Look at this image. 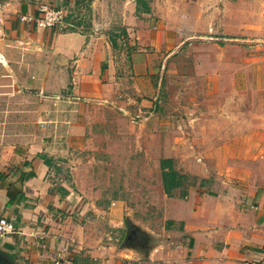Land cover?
<instances>
[{"label":"crops","instance_id":"0c3cea01","mask_svg":"<svg viewBox=\"0 0 264 264\" xmlns=\"http://www.w3.org/2000/svg\"><path fill=\"white\" fill-rule=\"evenodd\" d=\"M77 2L0 0V216L12 220L17 228L0 237V259L9 264H55L60 254L63 264H264V0H176L177 29L218 31L224 39L237 42L238 54L223 52V56L210 57L208 69L201 71L207 81V97L198 103L197 116L205 121L204 138L209 145L203 155L214 162L193 164L191 169L186 164L173 167L179 174L180 167L183 173H201L200 181L195 185L182 183L165 193L177 200L166 217L163 240L145 249L140 259L129 241L119 245L122 237L99 245L98 235L87 227L76 224L69 229L60 223L64 212L82 208V215L89 204L93 211L106 213L112 231L121 232L123 208L119 201H113L108 209H100L94 202L81 203L64 179L54 178L59 170L40 157H51L46 153L47 141L34 139V131L8 132V125L16 127L22 120V115L8 116V108L22 113V107H17L21 98L16 94L22 87L34 88V53L29 52L34 49V38L46 43L51 38L55 59L72 60L73 83L91 79L99 91L102 68L110 53L106 39L100 41L91 32L74 29L55 32L22 19L39 16L41 4L60 7L68 16ZM96 5L98 0H93L91 7ZM105 9L96 13L104 17ZM112 10L119 12L118 8ZM151 11L150 7L148 12L139 10L136 14L133 2L122 8L126 33L142 44L148 36L143 16ZM106 19L90 18L87 27L113 28L119 22ZM135 28L141 29L134 32ZM12 45H22V50L12 52ZM132 56L134 67L150 60L144 54ZM24 65L29 71L25 78ZM10 76L14 77L13 85L9 84ZM81 87L74 86L72 91L82 92ZM11 88L14 98L7 96ZM216 173L244 176L242 183L234 185L218 175L210 180V174ZM68 237L75 241L74 247Z\"/></svg>","mask_w":264,"mask_h":264},{"label":"rangeland","instance_id":"374dc122","mask_svg":"<svg viewBox=\"0 0 264 264\" xmlns=\"http://www.w3.org/2000/svg\"><path fill=\"white\" fill-rule=\"evenodd\" d=\"M77 1L69 20L67 15L64 17L73 26L52 28L55 32L70 29L91 32L100 41L107 40L110 53L102 68L99 91L91 79L73 83L72 60L55 59L51 38L48 43L34 38V49L29 51L34 53V88L22 87L20 94L12 88L8 92V98H14L15 94L17 99L21 98L17 107H22V113L8 108V116L22 115L16 127L8 125V132L34 131V139L47 141L46 153L51 155L46 157L48 165L59 170L54 178L64 179L81 203L94 202L100 209H108L113 201H119L123 208L122 233L112 231L104 217L106 213L93 211L94 206L89 204L82 215V208L64 212L60 223L69 229L76 224L87 227L98 235L99 245L122 237L119 245L129 241L137 248L140 259L145 249L163 240L166 217L177 200L165 194L163 181L168 170L165 160L170 159L173 167L186 164L189 169L193 164L204 166L214 162L203 155L209 145L204 138L205 121L197 116L198 103L207 97V81L201 71L208 69L210 57L223 56V52L237 56L238 49L234 46L237 42L224 39L215 30L177 29L176 0H146L152 11L143 16L147 24L143 30L148 34L143 44L123 33L126 25H122V18L126 14L122 8L133 2L137 14L136 0H98L95 8L91 7L93 0ZM138 6L144 10L142 5ZM102 8H107L104 17L96 13ZM114 8L119 12L114 13ZM106 16L119 22L113 28L87 27L90 18L101 21ZM110 35L115 37L114 47L109 42ZM185 38L187 41L182 43ZM11 48L19 53L22 45ZM133 54L147 55L150 60L134 67ZM26 74L28 65H24L22 77ZM8 78L9 84H15L13 76ZM80 85L82 92L74 93L73 87ZM178 171L183 175L182 183L195 185L200 181L201 173H183V167ZM213 175L228 178L234 185L242 183L244 176L216 173L210 174L212 181ZM68 241L74 247L75 241L70 237Z\"/></svg>","mask_w":264,"mask_h":264},{"label":"built area","instance_id":"2783aa9c","mask_svg":"<svg viewBox=\"0 0 264 264\" xmlns=\"http://www.w3.org/2000/svg\"><path fill=\"white\" fill-rule=\"evenodd\" d=\"M39 16L34 17H23V20L34 22L37 27L40 28H52L56 26H73L71 22L67 23L64 21L66 13L60 7H52L48 4H41L39 6ZM17 231L15 223L7 219L6 217L0 216V237L4 238L8 235ZM55 264H63V257L57 254L55 258Z\"/></svg>","mask_w":264,"mask_h":264},{"label":"trees","instance_id":"16d2710c","mask_svg":"<svg viewBox=\"0 0 264 264\" xmlns=\"http://www.w3.org/2000/svg\"><path fill=\"white\" fill-rule=\"evenodd\" d=\"M136 4H137V8L139 11V4L142 5V7L144 8V10L142 9V12H148L149 11V6L147 5V1L146 0H136ZM67 20H69V16L66 18ZM79 23V22H78ZM74 31V30H72ZM124 35H126V31L124 30L123 31ZM109 42L111 44L112 47L116 46V41H115V37L112 35H110L109 37ZM40 157L44 160V162L46 164H49V160L43 155V154H40ZM167 163H168V170L166 171V174H165V178H164V189L165 191L168 193H170V191L172 189H174L175 187H178L182 184V178H183V175L182 174H179L178 172H176L173 168V166L170 164L171 163V160L170 159H167L165 160Z\"/></svg>","mask_w":264,"mask_h":264},{"label":"flooded vegetation","instance_id":"af4514ba","mask_svg":"<svg viewBox=\"0 0 264 264\" xmlns=\"http://www.w3.org/2000/svg\"><path fill=\"white\" fill-rule=\"evenodd\" d=\"M128 236L130 237V235H128ZM128 236H127V237H128ZM0 264H9V263H8L7 260H2V259H0Z\"/></svg>","mask_w":264,"mask_h":264},{"label":"water","instance_id":"95a60500","mask_svg":"<svg viewBox=\"0 0 264 264\" xmlns=\"http://www.w3.org/2000/svg\"><path fill=\"white\" fill-rule=\"evenodd\" d=\"M2 258H4V257H2Z\"/></svg>","mask_w":264,"mask_h":264}]
</instances>
